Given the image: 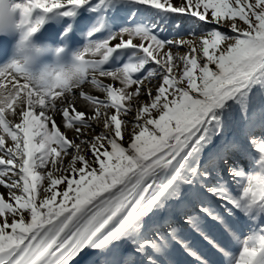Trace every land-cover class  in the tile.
<instances>
[{
	"label": "snow or ice",
	"instance_id": "6c2138e0",
	"mask_svg": "<svg viewBox=\"0 0 264 264\" xmlns=\"http://www.w3.org/2000/svg\"><path fill=\"white\" fill-rule=\"evenodd\" d=\"M18 8L54 60L0 67V264H264V0Z\"/></svg>",
	"mask_w": 264,
	"mask_h": 264
},
{
	"label": "clouds",
	"instance_id": "9594fccd",
	"mask_svg": "<svg viewBox=\"0 0 264 264\" xmlns=\"http://www.w3.org/2000/svg\"><path fill=\"white\" fill-rule=\"evenodd\" d=\"M18 3L19 0H0V36L13 39L12 57L17 64L39 72L47 64L42 63L43 58L52 53L22 24Z\"/></svg>",
	"mask_w": 264,
	"mask_h": 264
},
{
	"label": "bare ground",
	"instance_id": "6f19581e",
	"mask_svg": "<svg viewBox=\"0 0 264 264\" xmlns=\"http://www.w3.org/2000/svg\"><path fill=\"white\" fill-rule=\"evenodd\" d=\"M19 2H20V0H19ZM49 2H51V0H49ZM176 2L179 3V0H176ZM84 19H85V17L82 16L81 17V20H84ZM201 23H203V22H201ZM84 26H85L84 24H81L78 21V27L79 28H83ZM206 27H215V26H206ZM216 27H219V26H216ZM226 30H228V29H226ZM168 35H169V38H171V36L172 35H175V33L174 32H170V33H168ZM185 37L188 38L186 33H185ZM84 43H85L84 40H81V39L77 38V46H82ZM210 67H212L213 70H215V66L214 65H211ZM101 79H103L105 82H108L107 81V78H101ZM87 91L90 94L98 95L101 98H103V94L102 93H99L91 85L88 86ZM78 105H79V107L81 109H84L87 106V102L86 101L79 100V98H78ZM56 119H57V122L59 124L60 117L58 116V117H56ZM61 128H62V130H64L62 126H61ZM66 131H67V135L69 137H73L74 136V133L71 130H66ZM95 131L96 132H99L100 131V128L99 127H96ZM69 159H70L69 157H65V161L66 162ZM241 161H242V163H245V164H246V162L249 163L247 160H241ZM248 168H249V171H250L251 175H254L257 172L261 171L258 162L255 165H250V167H248ZM60 187H63V185H61ZM230 187H231V185H230ZM0 194H3L5 196H7V189L4 188L3 186H0ZM250 234H252V233L247 228L242 229L241 230V233H240L241 240L243 238H246V236L247 235H250ZM191 239L193 241V247L202 256H204L206 259H208L210 261V264H219V263L224 264L223 258L219 254H216L213 250L209 249L208 246L203 241H201L199 237H197L195 235H192L191 236ZM222 243L224 244V246L226 248H228V250L230 252V256H238V253L241 250V241L240 240L231 241V240H228L227 238H225L222 241ZM174 260H175V264H196V261L192 257L188 256L182 249H180L179 246H177V248L175 249Z\"/></svg>",
	"mask_w": 264,
	"mask_h": 264
},
{
	"label": "rangeland",
	"instance_id": "374dc122",
	"mask_svg": "<svg viewBox=\"0 0 264 264\" xmlns=\"http://www.w3.org/2000/svg\"><path fill=\"white\" fill-rule=\"evenodd\" d=\"M215 27H216V26H215ZM217 28H219V27H217ZM220 30H222V31H224V32H229V31L226 30L225 28H222V29H220ZM244 162H245V161H244ZM241 164L243 165V170L245 171V174H246V175H251V173H250V171H249V168H248V167H250L249 163L246 162V164H245V163H242V161H241Z\"/></svg>",
	"mask_w": 264,
	"mask_h": 264
}]
</instances>
